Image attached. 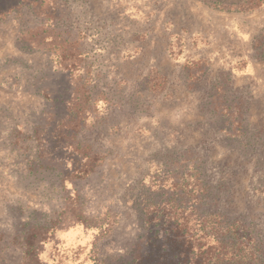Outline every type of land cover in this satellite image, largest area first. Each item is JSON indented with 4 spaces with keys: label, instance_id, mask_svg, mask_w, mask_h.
<instances>
[{
    "label": "rangeland",
    "instance_id": "374dc122",
    "mask_svg": "<svg viewBox=\"0 0 264 264\" xmlns=\"http://www.w3.org/2000/svg\"><path fill=\"white\" fill-rule=\"evenodd\" d=\"M49 1L0 26V264H24L43 228L42 263L123 255L146 205L220 212L264 242V0ZM69 108L64 150L52 120ZM97 217L100 237L78 223Z\"/></svg>",
    "mask_w": 264,
    "mask_h": 264
},
{
    "label": "trees",
    "instance_id": "16d2710c",
    "mask_svg": "<svg viewBox=\"0 0 264 264\" xmlns=\"http://www.w3.org/2000/svg\"><path fill=\"white\" fill-rule=\"evenodd\" d=\"M52 2V0L49 1L50 4H52ZM56 2L57 1H55V6H50L49 9H57ZM45 3H47V0H45ZM211 3L214 5L222 4ZM222 5L217 6L227 7L226 4ZM31 6H39L41 8L43 6V0H0V21L8 18V16L15 11H17L18 14H22L25 7ZM54 18H52L53 21ZM24 33L25 30L20 31L17 38V42L20 46H23L25 42ZM53 39L54 38L48 39L50 40L49 46L50 43L53 42ZM39 45L42 46L41 41ZM216 87L217 86H215V92L223 88L222 85H219V88ZM39 91L41 93V90ZM49 100L55 105L58 104V102H62L59 97L54 100L50 98ZM66 104H68V102ZM221 104L222 102L214 103L213 111L217 112ZM71 110L72 109L69 108L65 116L59 117L56 114V117L52 120L59 123L60 135L57 138L61 141V146L64 150H68V146H74L72 142L73 138L70 137L71 131H66L69 129L65 128V131L62 133L63 122L67 123L73 117ZM45 121H47V119H45ZM64 126L66 127V125ZM232 126L235 129V125L233 124ZM18 127L20 128L19 125ZM39 127L44 128L45 125L40 124ZM248 127V123L246 124L243 119H240L239 127L236 129H244L245 131L243 132H246V128ZM223 128L224 130L231 131L230 127L223 126ZM63 136H66L65 140ZM230 137L231 139L240 138V135L238 137L236 134H231ZM83 158L84 155H81V159ZM204 190L208 191L209 186H204ZM146 208L144 209L142 217L145 229L144 234L139 237L134 247L129 252L120 256L106 257L107 259L105 257L99 258L92 256L91 254L93 253L89 252L87 254L89 255L88 258L94 259L95 264H264V242L253 225L244 220L235 219L234 221H228L222 213L215 211L213 213H200L196 217V220L199 222L191 223V221H193L192 217L184 212L180 213L179 216H174L162 211V213L157 214H162V216L159 217L155 215L152 216V213L148 212ZM156 219L162 222L159 230H153L152 227V222ZM91 220L92 221H90V218H80L78 219V223L86 225L87 228H96L99 237L109 232L105 233L106 229H104L103 226L105 222L101 221L102 218L97 217ZM94 222L102 223L99 225H92ZM193 227H196L195 231ZM43 230V233H35L33 237L26 239L24 264H45L42 263L39 258V253L41 251L39 244L46 243L52 237V233L48 229L46 230L43 228ZM156 243H159L158 247H156ZM72 249L73 248L69 250V248H66L65 253H63L60 249L54 248L56 251L55 257H59V262L55 264L65 263L64 259L66 257L77 260L83 251H85L84 246H79L74 249L73 254H68Z\"/></svg>",
    "mask_w": 264,
    "mask_h": 264
},
{
    "label": "crops",
    "instance_id": "0c3cea01",
    "mask_svg": "<svg viewBox=\"0 0 264 264\" xmlns=\"http://www.w3.org/2000/svg\"><path fill=\"white\" fill-rule=\"evenodd\" d=\"M9 17V16H8ZM8 18H6V19H4V20H1L0 21V26L2 25V26H4L5 24H7L6 22H8V20H7ZM0 59H1V57H0ZM0 64H1V61H0Z\"/></svg>",
    "mask_w": 264,
    "mask_h": 264
}]
</instances>
